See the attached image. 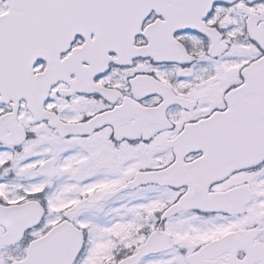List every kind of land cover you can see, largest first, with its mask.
<instances>
[{"label":"snow or ice","instance_id":"6c2138e0","mask_svg":"<svg viewBox=\"0 0 264 264\" xmlns=\"http://www.w3.org/2000/svg\"><path fill=\"white\" fill-rule=\"evenodd\" d=\"M0 264H264V0H0Z\"/></svg>","mask_w":264,"mask_h":264}]
</instances>
